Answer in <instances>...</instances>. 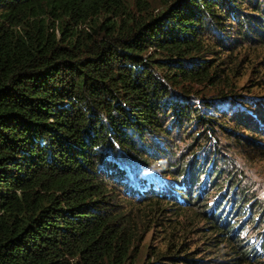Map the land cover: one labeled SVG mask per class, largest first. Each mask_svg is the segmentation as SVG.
<instances>
[{
	"label": "trees",
	"instance_id": "trees-1",
	"mask_svg": "<svg viewBox=\"0 0 264 264\" xmlns=\"http://www.w3.org/2000/svg\"><path fill=\"white\" fill-rule=\"evenodd\" d=\"M262 143L264 0H0V264L263 262Z\"/></svg>",
	"mask_w": 264,
	"mask_h": 264
},
{
	"label": "rangeland",
	"instance_id": "rangeland-1",
	"mask_svg": "<svg viewBox=\"0 0 264 264\" xmlns=\"http://www.w3.org/2000/svg\"><path fill=\"white\" fill-rule=\"evenodd\" d=\"M242 68L243 69L245 68L246 71H245V76H244L243 80L239 81L240 90L245 91V88H247L250 92L256 91L255 89L248 87L250 85V83H246L247 77H248L247 73H249V66L242 64ZM149 141H153L156 143L155 138H153V140H149ZM261 145L264 147V143H262ZM262 155H264V154H262ZM246 156H248V158L245 156H242V158L237 162L236 167L241 169L242 171H244L245 174L249 176V178H251L253 181H255L258 184L257 185L258 194H259L260 198H262L264 200V158H262L260 161L251 162V163H249L250 164L249 165L246 163V161L250 160L251 156L250 155H246ZM181 157H182V151H181L180 156L176 160H179V159L181 160ZM156 232L152 233V235H150L146 241L147 242V249L145 250V253H144V259H148L149 256L153 255V252H158L162 248V245H163L162 241H160L158 238L164 236V233L156 236V234H157ZM250 233H251V231H250ZM195 238H196L195 243L198 246L204 245V243H203L204 239H202V237L196 236ZM255 240H256V238H255ZM254 261L257 263L249 262V264H264V261L263 262H259V260H254Z\"/></svg>",
	"mask_w": 264,
	"mask_h": 264
}]
</instances>
